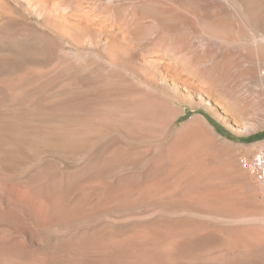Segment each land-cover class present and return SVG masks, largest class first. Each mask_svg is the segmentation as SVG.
<instances>
[{
	"label": "rangeland",
	"instance_id": "374dc122",
	"mask_svg": "<svg viewBox=\"0 0 264 264\" xmlns=\"http://www.w3.org/2000/svg\"><path fill=\"white\" fill-rule=\"evenodd\" d=\"M24 1L0 0V264H166L168 244L186 226L188 233L255 229L244 243H263L264 187L242 158L264 148V137L250 138L264 131V59L258 75L243 73L264 52V17L247 0H165L204 14L196 20L201 32L250 47L232 85L263 104L236 120L217 102L194 108L183 100L173 126L150 105L160 86L110 64L74 39L73 28ZM194 115L210 127L200 137L183 129ZM227 243L182 241L170 262L195 264ZM256 250L234 264H264V246Z\"/></svg>",
	"mask_w": 264,
	"mask_h": 264
},
{
	"label": "bare ground",
	"instance_id": "6f19581e",
	"mask_svg": "<svg viewBox=\"0 0 264 264\" xmlns=\"http://www.w3.org/2000/svg\"><path fill=\"white\" fill-rule=\"evenodd\" d=\"M105 1L108 3L94 1L91 4L89 3L88 7L83 5L82 0L70 1L71 4L68 3L69 0H25L24 2L32 9L37 10L40 15H43L44 19L49 20V22L52 21L50 23H57L60 20L63 27H68L66 29L73 28L72 37L74 39L83 40L88 46L90 45L93 49L104 54L110 64L131 69L148 84L160 86L163 91H156L155 99L150 101V105L154 108L155 113L159 114L162 118L170 117V122L173 126H175L180 115L184 112L179 103L184 104L186 102L195 108L202 105L208 107L212 101L217 102L227 112L231 113L236 120H238L239 116L247 117V114H253L255 109L261 105L257 101V98L250 99L249 96H246L244 88L232 85L231 73L232 71H237L239 66H241L237 62V59H240V56L245 52L249 53L251 51L250 47L237 38L226 37L224 39L223 37H219L220 35L213 34V31V33H210L211 30L208 32H201V29L198 30L196 20L197 18L202 20L204 14L201 16L196 11L190 10V7H183L182 4L178 6L168 5L165 0ZM67 3L69 6H65L68 5ZM247 7L251 12L264 17V0H247ZM69 15L75 17L73 27L68 22ZM219 23L215 24V22L211 21L206 25L208 27L213 26L216 31L225 30L222 26L223 24L221 23L220 25ZM69 30L67 31L68 33L70 32ZM238 32L242 33L241 35L246 34L241 27L238 28ZM195 33H199V35L195 37ZM65 34L67 33L65 32ZM196 38L198 39L197 41L195 40ZM77 43L80 45L79 42ZM229 52L235 56L229 58ZM263 59L264 52L261 51L254 62H250L251 65L248 68L246 66V70L243 73L249 77L258 75ZM241 68L239 69L243 70ZM155 89L153 87V90ZM182 91L186 92L185 99L182 96ZM194 99L198 100L197 103L194 102ZM150 113H153V111ZM257 128L251 127L247 131L250 132L252 129ZM183 129H190L192 134L197 137H200L204 133V130L210 131L206 120L198 115L192 116L183 125ZM223 212L221 211V213ZM241 215L246 214L242 213ZM241 215L239 214L238 216ZM199 227L196 226L197 229ZM186 228L190 229V226L189 228L186 226ZM184 229L183 233L178 234L177 237L175 236L174 240L168 244V247L166 246L169 250L168 255H166V264H173L170 262V253L182 241L192 239L222 237L226 240V243L230 241L237 244L229 245L230 243L228 242L229 244L227 243L219 253L212 249L207 253L209 256L207 259L195 264H234L235 262H246L257 254L258 250L256 249L258 247L264 246L263 240V243L257 245H253L256 242L251 245L244 243L245 239L255 237L254 233H251L255 229L249 232L235 233L220 232L218 228L215 230L206 228L210 230L199 233L195 230V233H188ZM191 229L193 230L194 227ZM242 229L245 230L244 228ZM215 245L217 246V243ZM216 246L213 248H217ZM183 254L186 253L183 252ZM189 256L187 255L186 257Z\"/></svg>",
	"mask_w": 264,
	"mask_h": 264
},
{
	"label": "built area",
	"instance_id": "2783aa9c",
	"mask_svg": "<svg viewBox=\"0 0 264 264\" xmlns=\"http://www.w3.org/2000/svg\"><path fill=\"white\" fill-rule=\"evenodd\" d=\"M242 165L249 170L264 187V148H261L252 158H242Z\"/></svg>",
	"mask_w": 264,
	"mask_h": 264
},
{
	"label": "trees",
	"instance_id": "16d2710c",
	"mask_svg": "<svg viewBox=\"0 0 264 264\" xmlns=\"http://www.w3.org/2000/svg\"><path fill=\"white\" fill-rule=\"evenodd\" d=\"M261 137H264V131H262V132H260V133H257V134H255V135H253V136H251L250 138H261ZM249 138V139H250Z\"/></svg>",
	"mask_w": 264,
	"mask_h": 264
}]
</instances>
